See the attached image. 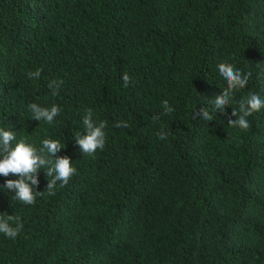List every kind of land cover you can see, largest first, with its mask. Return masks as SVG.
I'll use <instances>...</instances> for the list:
<instances>
[{
    "label": "trees",
    "instance_id": "1",
    "mask_svg": "<svg viewBox=\"0 0 264 264\" xmlns=\"http://www.w3.org/2000/svg\"><path fill=\"white\" fill-rule=\"evenodd\" d=\"M220 63L251 73L226 115ZM250 93L264 99V0H0V129L59 140L77 169L55 195L40 169L33 205L0 175V213L23 224L0 233V264H264V109L228 126ZM31 103L62 111L39 122ZM87 109L107 124L94 156L76 143Z\"/></svg>",
    "mask_w": 264,
    "mask_h": 264
},
{
    "label": "clouds",
    "instance_id": "2",
    "mask_svg": "<svg viewBox=\"0 0 264 264\" xmlns=\"http://www.w3.org/2000/svg\"><path fill=\"white\" fill-rule=\"evenodd\" d=\"M220 75L226 81V87L222 90V94L215 96L214 107L218 112L225 114V108L232 103L234 92L243 89L247 86L251 73L244 74L228 63H220L218 65ZM42 69H37L28 73L30 79H39ZM124 86L127 87L131 78L127 73L122 76ZM63 81H50L48 84L52 95L58 94V89ZM165 109L164 114L174 111L168 104V101H163ZM31 112V119L37 121H45L52 124L54 119L61 113L62 109L57 105H52L50 108L41 107L37 103L28 105ZM264 109V99H261L259 94L250 93L246 100L239 102L238 111L232 110L231 116L236 117L235 120L228 118V126L239 127L242 130H247L250 127L248 117L255 112ZM87 114L83 118L85 127V135H80L76 138V143L79 145L83 154L94 156L97 150H103L106 144L105 121L97 123L93 119L91 109L86 110ZM199 116L203 121H212L213 116L203 107L199 112L193 115L195 119ZM159 117H154L158 119ZM116 127H128L126 122H118ZM159 139H166L167 133L161 131L158 133ZM16 140L14 131L0 129V175L8 177L9 175L18 177L17 179H8L2 186L5 190L15 192V198L26 205H33L36 202L37 196H42L45 192L34 191V186L38 184L37 173L40 169H47V177H52L47 184V194L55 195V186L60 182V187L66 186L72 177L77 173V169L73 167L70 157L58 156L57 154L66 145H62L59 140L44 139L42 147L37 149L33 144L21 140L13 146V141ZM10 221L15 222L13 227ZM23 228V224L14 215H5L0 213V233L10 239H15Z\"/></svg>",
    "mask_w": 264,
    "mask_h": 264
}]
</instances>
